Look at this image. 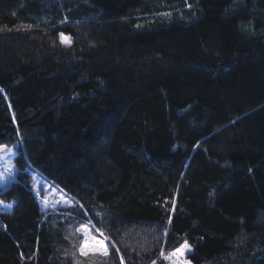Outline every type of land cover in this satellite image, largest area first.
<instances>
[{
  "label": "trees",
  "instance_id": "16d2710c",
  "mask_svg": "<svg viewBox=\"0 0 264 264\" xmlns=\"http://www.w3.org/2000/svg\"><path fill=\"white\" fill-rule=\"evenodd\" d=\"M0 146V264H264V0H0Z\"/></svg>",
  "mask_w": 264,
  "mask_h": 264
},
{
  "label": "rangeland",
  "instance_id": "374dc122",
  "mask_svg": "<svg viewBox=\"0 0 264 264\" xmlns=\"http://www.w3.org/2000/svg\"><path fill=\"white\" fill-rule=\"evenodd\" d=\"M64 43L67 42L66 39ZM20 147V145H19ZM16 146H0V173H3V179H0V190H5L11 181L14 180L16 172L15 156ZM11 169V171H6ZM33 185V194L40 203L43 213L56 216H74L70 212L77 206L75 201L65 193L51 186L44 178L34 173L31 176ZM73 243V257L79 264H112L110 256L109 241L94 228L92 223H75L68 231ZM181 246L180 251H175L167 256H163L167 264H189L186 260L190 248Z\"/></svg>",
  "mask_w": 264,
  "mask_h": 264
},
{
  "label": "snow or ice",
  "instance_id": "6c2138e0",
  "mask_svg": "<svg viewBox=\"0 0 264 264\" xmlns=\"http://www.w3.org/2000/svg\"><path fill=\"white\" fill-rule=\"evenodd\" d=\"M61 36L63 37L62 33ZM6 171H11V169H6ZM0 179H3V173H0ZM184 247H187V245L185 244ZM177 251L179 252L180 250L178 249Z\"/></svg>",
  "mask_w": 264,
  "mask_h": 264
}]
</instances>
